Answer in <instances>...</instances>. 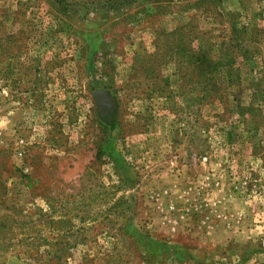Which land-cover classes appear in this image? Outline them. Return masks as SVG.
<instances>
[{
	"label": "rangeland",
	"instance_id": "obj_1",
	"mask_svg": "<svg viewBox=\"0 0 264 264\" xmlns=\"http://www.w3.org/2000/svg\"><path fill=\"white\" fill-rule=\"evenodd\" d=\"M0 53V264H264V0H0Z\"/></svg>",
	"mask_w": 264,
	"mask_h": 264
},
{
	"label": "water",
	"instance_id": "obj_2",
	"mask_svg": "<svg viewBox=\"0 0 264 264\" xmlns=\"http://www.w3.org/2000/svg\"><path fill=\"white\" fill-rule=\"evenodd\" d=\"M92 99L95 102L100 115H107L115 108L114 101L110 93L106 90L92 92Z\"/></svg>",
	"mask_w": 264,
	"mask_h": 264
},
{
	"label": "trees",
	"instance_id": "obj_3",
	"mask_svg": "<svg viewBox=\"0 0 264 264\" xmlns=\"http://www.w3.org/2000/svg\"><path fill=\"white\" fill-rule=\"evenodd\" d=\"M125 2L126 5L127 4H131L132 2H135L136 0H117V2ZM115 3V2H114ZM114 8H118L113 6ZM247 28L245 27L243 30V33L248 32V30H246ZM236 31V30H235ZM238 33V32H236ZM176 50V49H175ZM183 54L185 55V57H189L190 58V64H192L193 68L196 69L197 71H200L201 74L204 73V67H203V54H194V53H190L188 54L187 49H185L183 51ZM108 152V150H106ZM109 153V152H108Z\"/></svg>",
	"mask_w": 264,
	"mask_h": 264
},
{
	"label": "crops",
	"instance_id": "obj_4",
	"mask_svg": "<svg viewBox=\"0 0 264 264\" xmlns=\"http://www.w3.org/2000/svg\"><path fill=\"white\" fill-rule=\"evenodd\" d=\"M237 6H238L239 9L237 8ZM245 6H246L245 2L241 1V2L237 3L235 8H237L236 10L242 11ZM0 55H1V53H0Z\"/></svg>",
	"mask_w": 264,
	"mask_h": 264
},
{
	"label": "clouds",
	"instance_id": "obj_5",
	"mask_svg": "<svg viewBox=\"0 0 264 264\" xmlns=\"http://www.w3.org/2000/svg\"><path fill=\"white\" fill-rule=\"evenodd\" d=\"M3 125V121L2 120H0V126H2Z\"/></svg>",
	"mask_w": 264,
	"mask_h": 264
}]
</instances>
